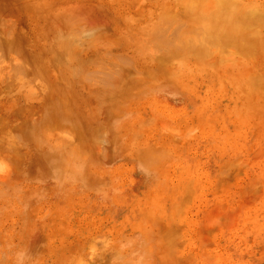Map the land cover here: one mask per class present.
I'll return each instance as SVG.
<instances>
[{
    "label": "rangeland",
    "instance_id": "1",
    "mask_svg": "<svg viewBox=\"0 0 264 264\" xmlns=\"http://www.w3.org/2000/svg\"><path fill=\"white\" fill-rule=\"evenodd\" d=\"M194 1L0 0V264H264V0Z\"/></svg>",
    "mask_w": 264,
    "mask_h": 264
},
{
    "label": "bare ground",
    "instance_id": "2",
    "mask_svg": "<svg viewBox=\"0 0 264 264\" xmlns=\"http://www.w3.org/2000/svg\"><path fill=\"white\" fill-rule=\"evenodd\" d=\"M185 1H186V0H185ZM192 1H194V0H191V2H192ZM198 1H200V0H198ZM201 1H202V0H201ZM201 1H200V2H201ZM207 1H208V0H207ZM214 1H215V0H214ZM243 1H244V0H243ZM180 2H182V1H180ZM189 2H190V1H189ZM194 2H195V1H194ZM203 2H204V1H203ZM203 2H202V3H203ZM205 2H206V0H205ZM205 2H204V3H205ZM236 2H237V4H240V2L238 3L237 0L235 1V3H236ZM254 2H255V1H254ZM254 2H252V3H254ZM182 3H183V2H182ZM187 4H189V3H187ZM196 4H197V6H198V3H196ZM196 4H195V6H196ZM199 4H200V3H199ZM206 4H207V3H206ZM206 4H205V7L208 6V5H210V2H209L207 5H206ZM230 4H231V3H230ZM255 4H256V3H254V5H255ZM176 5H177V4H176ZM189 5H190V4H189ZM191 5H192V3H191ZM193 5H194V4H193ZM193 5H192V6H193ZM202 5H203V4H202ZM233 5H234V4H233ZM233 5L231 4V8H230V7H227V9L230 8V9L233 10V8H232ZM260 5H261V4H260ZM180 6H181V5H179V7H180ZM183 6H184V4H183ZM192 6H190V7H192ZM203 6H204V5H203ZM213 6H214V5L211 4V8H212ZM217 6H218V5H217ZM175 7H176V9L179 8L178 5L175 6ZM177 7H178V8H177ZM222 7H223V6H222ZM258 7H259V4H258ZM185 8H186V7H185ZM192 8H193V7H192ZM192 8H191V11H190L189 14H191V12L193 11ZM196 8H197V7H196ZM208 8H210V7H207L206 9H208ZM214 8H215V10H216V7H213V9H214ZM217 8H218V7H217ZM225 8H226V5H225ZM234 8H235V6H234ZM249 8H250V7H249ZM249 8L247 7L248 10H249ZM181 9H182V8H181ZM181 9L179 8L178 10L181 11ZM187 9H188V7H187L186 9H184V10H187ZM193 9H194V8H193ZM200 9H201V8H200ZM206 9L203 8L204 13L206 12V11H205ZM213 9H212V10H211V9H210V10L208 9V11L216 12V11L213 10ZM223 9H224V7H223ZM173 10H175L174 7H173ZM198 10H199V9H198ZM220 10H222V8H221V9L219 8V10H218L217 12H219ZM248 10H246V14H247V11H248ZM165 11H166V10H165ZM165 11H162V12L165 13ZM188 11H189V9L187 10V12H188ZM208 11L206 12L207 16H203V15H201V14H200V15H201V17H208V16L211 17V21H210V22L206 20V21L210 24V23L212 22L213 19H216V18H215V17H216V15H215L216 13L213 14L212 16H210L209 14H211V13H213V12H209V13H208ZM230 11H231V10H230ZM171 12H173V11H171ZM171 12H170V13H171ZM175 12H176V10H175ZM175 12H174V13H171V14H175ZM183 12H185V11L182 10L181 13H183ZM231 12H233V11H231ZM231 12H230V13H231ZM234 12H235V11H234ZM160 13H161V12H160ZM160 13H159V14H160ZM166 13H168V12H166ZM178 13H179V15H180V12H178ZM178 13H176V15H177ZM196 13H201V12L197 11ZM204 13H203V14H204ZM249 13H250V11H249ZM258 13H259V12H258ZM159 14L157 13L158 16H159ZM171 14H170V15H171ZM256 14H257V12H256ZM47 15H49V14H47ZM150 15H151V14H150ZM150 15H149V16H150ZM161 15H162V13H161ZM161 15H160V16H161ZM179 15H178L177 17H179ZM197 15H199V14H196V15L193 14L192 16L195 17V16H197ZM200 15H199V17H200ZM214 15H215V16H214ZM217 15H218V14H217ZM147 16H148V15H147ZM168 16H169V14H168ZM174 16H175V15H174ZM182 16H183V15H182ZM182 16H181V18H183ZM186 16H187V15H186ZM192 16H191V17H192ZM213 16H214V18L212 19ZM221 16H223V14H222ZM226 16H227V15H226ZM231 16H232V15H231ZM50 17H51V16H50ZM191 17H190V18H191ZM201 17L199 18V20H201ZM228 17H230V16H229V12H228ZM262 17H263V16H262ZM52 18H54V16H53ZM156 18H157V17H156ZM158 18H161V17H158ZM171 18H172V17H171ZM187 18H189V17H187ZM190 18H189V20L194 21V19H190ZM219 18H220V17H219ZM223 18H225V15H224V17H222V19H223ZM47 19H49L48 16H47ZM54 19H55V18H54ZM54 19H53V21L55 22V20H57V18H56L55 20H54ZM179 19H180V18H178V21H179ZM205 19H206V18H205ZM222 19L220 18V21H221ZM155 20H156V19H155ZM157 20H158V19H157ZM157 20H156V21H157ZM181 20H182V19H181ZM183 20H184V21L186 20L187 25H186V27H185L184 24H183V25L181 24V25L183 26V27H180L181 29H182V28H186V29H188V28H189V29H190V28H193V27H190V26H191L192 24L196 25L195 23H198V20H197V22H196V20H195V23H192L191 21H187L188 19H186V18H183ZM208 20H209V18H208ZM223 20H224V19H223ZM223 20H222V21H223ZM156 21H155V22H156ZM165 21L168 22L169 20L166 19ZM174 21H175V20H174ZM176 21H177V20H176ZM203 21H204V18H203V20H201L202 23H200V21H199V23L201 24V26H205V27L207 26L206 28L208 29V26L210 27L211 24L209 25L208 23H205V24H208V25H205ZM238 21H241V19H238ZM179 22H180V21H179ZM188 22H189L191 25L189 24V26H188ZM217 22H218V21H217ZM217 22H216V23H217ZM224 22H225V21H224ZM232 22H233V21H232ZM49 23H50V22H49ZM51 23H53V22L51 21ZM157 23H158V26H159L160 22H157ZM171 23L173 24V22H170V24H171ZM199 23H198V24H199ZM216 23H214V24H216ZM234 23H235V22H234ZM234 23H232V26H233V27H234V25H233ZM238 23H239V22H236L235 24H237V26H240V25H238ZM257 23H258V22H257ZM154 24H155V23H154ZM198 24H197V25H198ZM200 24H199V26H200ZM219 24L221 25L219 28H220L222 31L225 29V27L227 28V24H225V23L223 24V23H221V22H220ZM219 24H218V25H219ZM240 24H241V23H240ZM242 24H243V23H242ZM160 25H161V24H160ZM194 25H192V26H194ZM216 25H217V24H216ZM223 25H224V26H223ZM225 25H226V26H225ZM244 25H245V24L241 25L242 28H241V26H240L239 28H240V29H244L243 27L247 26L248 24L245 25V26H244ZM158 26H156V28H157ZM187 26H188V27H187ZM237 26H236V27H237ZM250 26H251V25H250ZM250 26H248L249 29L252 28L253 26H256V25L253 24L251 27H250ZM259 26H260V25H259ZM66 27H67V26H66ZM162 27H163V26H162ZM196 27H197V26H196ZM196 27L194 26V28H196ZM205 27H204V29H205ZM213 27H214V26H213ZM215 27H216V26H215ZM262 27H263V26H262ZM62 28H64V27H62ZM163 28H165V27H163ZM167 28H168V26H167ZM176 28H177V27H176ZM197 28H199V27H197ZM197 28H196L195 30H197ZM210 28H211V27H210ZM210 28L208 29V31H207V29H206V32L203 31V30H204L203 28H201V29H203V30H202L203 32H201V34H202V35L204 34V35H205L204 37L209 36V38H208V37H207V38L210 39L209 41L211 42V40L214 39V35H216V34L210 32V31H212V29H215V28H212V29H210ZM229 28H230V32L227 33V36L229 35V33H230V34L232 33V35L234 34V36H236V35H235L236 31L240 30V29L237 30V28H236L235 31H234V33H233V32H231V31H233V29H231V27H229ZM234 28H235V27H234ZM245 28H246V27H245ZM257 28H259V27L257 26L255 29L253 28V30H254V31L257 30V31L259 32V30H258ZM158 29H159V28H158ZM160 29H161V28H160ZM160 29H159V30H160ZM168 29H169V28H168ZM170 29H171V28H170ZM189 29H188V30H189ZM220 29H219V31H221ZM227 29H228V28H227ZM246 29H247V28H246ZM249 29H248V30H249ZM64 30L66 31V29H64ZM68 30H69V27H68ZM159 30H158V31H159ZM179 30H180V29H179ZM188 30H186V31H188ZM248 30H246V31H248ZM253 30L251 29L252 32H254ZM0 31H2V30H0ZM57 31H58V30H57ZM70 31H71V29H70ZM155 31H156V30H155ZM162 31H164V30H162ZM190 31H192V29L189 30L188 33H189ZM199 31H200V29H199ZM199 31H197L196 33H198ZM213 31H214V30H213ZM213 31H212V32H213ZM222 31H221V32H222ZM224 31H225V30H224ZM226 31H227V30H226ZM243 31H244V30H243ZM243 31H242V32H243ZM246 31H244V32H246ZM260 31H261V30H260ZM63 32H64V31H63ZM164 32H165V31H164ZM169 32H170V31H169ZM171 32H172V31H171ZM171 32H170V33H171ZM183 32H184V31H183ZM209 32L211 33V35L213 34V36H211ZM215 32H216V31H215ZM221 32H219V33H221ZM1 33H2V32H1ZM54 33H55V32H54ZM64 33H65V32H64ZM157 33H158V32H157ZM157 33H155V34H157ZM160 33H162V32H160ZM185 33H187V32H185ZM190 33H191V32H190ZM196 33H191V34L194 36ZM205 33H206V34L209 33V35L207 34V36H206ZM222 33H223V32H222ZM225 33H226V32H225ZM225 33H224V34H225ZM237 33H238V32H237ZM237 33H236V34H237ZM249 33H250V35H252V36L254 37L255 33H257V32H255L254 34H251V32H250V30H249V32H248V33H244V35H245V34H246V35H247V34L249 35ZM62 34H63V33H62ZM158 34H159V33H158ZM166 34H167V35H166L165 37L168 36V38H170V37H169L170 34H169V33H166ZM263 34H264V33H262V35H263ZM0 35L2 36V34H0ZM4 35H5V37L7 38L8 35H6L5 33H4ZM4 35H3V36H4ZM54 35H56V34H54ZM60 35H61V34H60ZM164 35H165V34H164ZM179 35H180L179 37L182 38V34H179ZM183 35H184V33H183ZM186 35H187V36H190V37L188 38ZM199 35H200V33H199ZM218 35H222V34H218ZM232 35H230V38H229L230 40H229V41H231V39H232L231 36H232ZM238 35H239V34H238ZM246 35H245V36H246ZM250 35H249V37H247V36H246V37H247V38L252 37V36H250ZM256 35H257V34H256ZM256 35H255L254 39H255V38H258V40H256V41H258V42L255 43V44L253 43V46H255V48H256V46H257L258 44H260V46H262V43H264V42L259 43V42H260V40H259V39H260V33H259V35H258L259 37L256 36ZM63 36H65V35L63 34ZM153 36H155V35H152V37H153ZM156 36H158V35H156ZM170 36H171V35H170ZM184 36H186V38H187L188 40H189V39L191 40V41H189V43L187 42V46L189 47V49H191L190 47H192V45H194L193 43H194L195 41L198 40V38H196L197 35H196L195 37H193L194 40H192L193 38L191 37L190 34H189V35H188V34H185ZM184 36H183V38H185ZM241 36H242V37H245V36H243V35H241ZM241 36H239V37L236 36V39H237L239 42H241V40H242V37H241ZM165 37H164V38H165ZM172 37H173V34H172ZM198 37H199V36H198ZM201 37H202V36H200L199 38H201ZM211 37H213V38H211ZM221 37H223V35H222ZM221 37H220V38H221ZM225 37H226V35H225ZM228 37H229V36H228ZM237 37H238V38H237ZM240 37H241V38H240ZM261 37H262V36H261ZM6 38H3L5 42L2 41V40H0V42L2 41V44H5L7 41L11 42L12 40H14V38L12 39L11 36H10L11 41H10L8 38H7V39H6ZM52 38H53V35H52ZM154 38L156 39V37H153V39H154ZM158 38H160V35H159ZM161 38H163V34H162ZM164 38H163L161 41H163ZM168 38H165V39H166V40H165L166 42H167V39H168ZM176 38H177V37H176ZM183 38H182V39L179 38V39L183 42V41L186 40V39L184 40ZM191 38H192V39H191ZM195 38H196V40H195ZM207 38H206V40H207ZM220 38H217V39H220ZM247 38H246V40H247ZM5 39H6V40H5ZM17 39H18V38H17ZM55 39H56V38H55ZM55 39H54V41H55ZM155 39H154V40H155ZM179 39H178V40H179ZM204 39H205V38H204ZM217 39H216V40H217ZM240 39H241V40H240ZM254 39H253V40H254ZM158 40L160 41V39H158ZM158 40H157V41H158ZM168 40H169V39H168ZM171 40H172V39H171ZM171 40H169V41L171 42ZM180 40H179V41H180ZM201 40H202V39H201ZM201 40H198V41L200 42V44H202V43H201ZM214 40H215V39H214ZM216 40H215V41H216ZM250 40H251V38H250ZM50 41H52V40H50ZM67 41H69V40H67ZM155 41H156V40H155ZM192 41H193L192 45H191V46L188 45V44H190ZM198 41H197V42H198ZM209 41H207V42H204V41H203L204 43H207V45H205V46H208V45L210 44ZM9 42H7L6 46L4 45V47H2L3 49H5L6 52H8L9 50H11V49L7 50L8 47H9V45H8ZM59 42H60V41H59ZM79 42H80V41H79ZM170 42H169V43H170ZM239 42H238V44H241V43H239ZM246 42H247V41H246ZM248 42H249V44H252V42H251V43H250V41H248ZM254 42H255V40H254ZM51 43H54V42L52 41ZM76 43H78V42H76ZM154 43H155L156 46H158L157 44H159V42H158L157 44H156V42H154ZM169 43H168V45H169ZM173 43H174V42H173ZM173 43H172V44H173ZM176 43H177V40H175V44H176ZM183 43H185V42H183ZM195 43H196V42H195ZM208 43H209V44H208ZM212 43H213L212 45L214 46L217 42L214 43V42L212 41ZM12 44H13V43H12ZM12 44H11V45H12ZM165 44H166V43L164 42V45H165ZM179 44H180V43H179ZM179 44H178V43L176 44V45H178V46H176V47H177L176 51L179 49V46H180V48L182 49L183 47H181V46H185V45H186V43H185V45H184V44H183V45H182V44L179 45ZM222 44H223V43H222ZM226 44H229V43L227 42ZM226 44H225V45H226ZM233 44H234V43H233ZM238 44H237V45H238ZM7 45H8V47H7ZM63 45H64V43H63ZM65 45H66V44H65ZM65 45H64V48H65ZM80 45H81V44H80ZM159 45H162V44H159ZM164 45H163V48H164V47L166 48V46H164ZM166 45H167V44H166ZM212 45H211V46H212ZM217 45H218V46H217V48H218V47H219V43H217ZM225 45H224L223 47H225ZM244 45H245V44H244ZM0 46H2V45L0 44ZM18 46H19V45H18ZM50 46H51V45H50ZM56 46H57V45H56ZM81 46H82V45H81ZM173 46H174V45H172V47H173ZM198 46H199V45L196 44V47H198ZM201 46H202V45H201ZM201 46H199V47H200V50H202V48L204 47V46H203V47L201 48ZM211 46H208V47H210V49H211V48H213V46H212V47H211ZM221 46H222V45L220 44V49L223 48V47H221ZM238 46H239V45H238ZM245 46H247V45H245ZM245 46H243V47L245 48ZM263 46H264V44H263ZM14 47H15V46H14ZM66 47H67V46H66ZM70 47H71V46H70ZM75 47H76V46H75ZM174 47H175V46H174ZM176 47H175V48H176ZM208 47H207V48H208ZM239 47H240V46H239ZM248 47H251V46H248ZM248 47H247V48H248ZM9 48H10V47H9ZM11 48H13V47L11 46ZM54 48H55V47H54ZM60 48H61V47H60ZM78 48H79V47H78ZM78 48H77V49H78ZM159 48H160V47H159ZM163 48H162V49H163ZM169 48H171V47H169ZM169 48H168V49H169ZM175 48H174V49H175ZM194 48H195V47H194ZM204 48H205V50H204V49H203V50H204L205 52H206L207 50L209 51V48H208V49H206V47H204ZM215 48H216V45H215V47H214L213 49H215ZM241 48H242V46H241ZM241 48H239V49H241ZM247 48H245L247 51L251 50V49H249V48L247 49ZM257 48H259V47H257ZM257 48H256V50H257ZM260 48H261V47H260ZM69 49H70V48H69ZM192 49H193V47H192ZM192 49H191V50H192ZM242 49H243V48H242ZM253 49H254V48H252V52H253ZM13 50H14V48H13ZM13 50H11V51H13ZM16 50H17V48H16ZM18 50H20V48H19ZM67 50H68V49H67ZM158 50L160 51L161 48L158 49ZM171 50H172V49H171ZM179 50H180V49H179ZM183 50H184V48L182 49V51H183ZM200 50H198V51H200ZM256 50H255V52H256ZM14 51H15V50H14ZM52 51H53V50H52ZM54 51H55V50H54ZM78 51H79V49H78ZM162 51H164V50H162ZM182 51H180V52H181L180 54H185V51H187L186 46H185L184 53H182ZM204 51H202V53H204ZM208 51H207V52H208ZM17 52H18V51H17ZM19 52H21V51H19ZM68 52H69V51H68ZM167 52H168V51H167ZM172 52H173V51H172ZM177 52H178V51H177ZM177 52H176V53H177ZM194 52H196V51H194ZM194 52H193V53H194ZM200 52H201V51H200ZM200 52H198V53H200ZM245 52H246V51H245ZM252 52H251V53L248 52L247 55H249V56L252 55ZM255 52H254V53H255ZM64 53H66L65 50H64ZM71 53H73V51H72ZM163 53H164V52H163ZM176 53H174V54L176 55ZM191 53H192V51H191ZM20 54H21V53H20ZM36 54H37V52H36ZM60 54H61V53H60ZM73 54H74V53H73ZM73 54L69 55V53H68V55L66 54L67 56H66L65 54H64V55H65V57H68V56H69V58H71L70 56H72ZM168 54H169V53H168ZM174 54H173V55H174ZM194 54H197V53H194ZM22 55H24V54H22ZM30 55H31V54H30ZM30 55H29V58H30ZM42 55H43V54H42ZM64 55H63V57H64ZM163 55H164V54H163ZM163 55H162V56H163ZM169 55H172V54H169ZM191 55H192V54H191ZM199 55H200V54H199ZM199 55H198V56H199ZM205 55H206V54H205ZM253 55H254V54H253ZM33 56H34V55H33ZM33 56H32V57H33ZM35 56H36V55H35ZM35 56H34V57H35ZM48 56H49V55H48ZM165 56L167 57L166 60H167L168 62H171L172 59L170 58L171 60L169 61V57H168V55L165 54L164 57H165ZM176 56H177V55H176ZM179 56L181 57L182 55H179ZM200 56H203V54L200 55ZM36 57H38V56H36ZM171 57H172V56H171ZM182 57L185 58V57H186V54H185L184 56H182ZM195 57H196V56H195ZM251 57H253V56H251ZM25 58H26V57H23V59H25ZM39 58H40V56H39ZM44 58H45V57H44ZM173 58H174V56H173ZM26 59H27V58H26ZM26 59H25V63H26V61H28V60H26ZM30 59H31V58H30ZM33 59H34V58H33ZM45 59H46V58H45ZM45 59H44V60H45ZM59 59H60V58H59ZM182 59H183V58H182ZM200 59H202V57H200L199 60H200ZM31 60H32V59H31ZM35 60H36V59H35ZM39 60H40V59H39ZM39 60H38V61H39ZM161 60H162V59H161ZM166 60H165V63L167 62ZM175 60H176V58H175ZM175 60L173 59V61H175ZM197 60H198V57H197ZM23 61H24V60H23ZM23 61H22L20 64H18L17 67L20 66V65H22ZM58 61H59V60H58ZM70 61H72V60L70 59ZM82 61H83V60H82ZM180 61H182V60H180ZM45 62H46V61H45ZM48 62H49V61H48ZM63 62H64V61H63ZM72 62H73V61H72ZM85 62H86V61H85ZM85 62L83 61V63H85ZM163 62H164V61H163ZM198 62H199V61H198ZM200 62H201V61H200ZM200 62H199V64H200ZM27 63H28V62H27ZM27 63H26V66H27ZM30 63H31V62H30ZM30 63H29V65L32 64V66L35 67V65H33V63L36 64L35 61H33L31 64H30ZM69 63H70V62H69ZM78 63H80V61L77 62L76 65H77ZM158 63H160V62H158ZM201 63H202V62H201ZM23 64H24V63H23ZM39 64H40V63H39ZM39 64H38V62H37V65H39ZM43 64L45 65L44 61H43ZM58 64H59V63H58ZM70 64H71V63H70ZM70 64H69V65H70ZM29 65H28V66H29ZM44 65L42 66V62H41V66L44 67ZM48 65H49V63H48ZM59 65H60V64H59ZM66 65L68 66V64H66ZM80 65H82V64H80ZM84 65H85V64H84ZM22 66H24V65H22ZM46 66H47V65H46ZM46 66H45V67H46ZM77 66H78V65H77ZM77 66H76V67H77ZM39 67H40V66H39ZM71 67H72V66H71ZM71 67H70V70H71ZM84 67H85V66H84ZM164 67H165V66H164ZM166 67H167V66H166ZM27 68H28V67H27ZM32 68H33V67H32ZM77 68H78V67H77ZM20 69H22V68L18 67L16 70H19V71H20ZM29 69H31V68L29 67ZM34 69H35V68L31 69L32 72H33V75H34V71H33ZM36 69H37V68H36ZM36 69H35V70H36ZM41 69H42V68L37 69V71H35L36 74L39 72V73L37 74V76L40 75V72H41L40 70H41ZM43 69H45V68H43ZM165 69H166V68H164V70H165ZM167 69H169V68L167 67ZM46 70H47V68H46L44 71H42V73H43V72H46ZM57 70H58V69H57ZM75 70H76V69H75ZM80 70H81V69H80ZM84 70H85V69H84ZM124 70H125V69H124ZM47 71H48V70H47ZM81 71H82V70H81ZM61 72H63V71H61ZM75 72H76V71H75ZM75 72L73 71V74H74ZM79 72H80V71H79ZM30 73H31V71H30ZM55 73H56V72H55ZM57 73H59V71H57ZM69 73H70V72H69ZM71 73H72V72H71ZM31 74H32V73H31ZM36 74H35V75H36ZM47 74H48V73H45L44 75H47ZM76 74H77V73H76ZM76 74H75V75H76ZM86 74H87V73H86ZM126 74H127V72H126ZM58 75H59V74H58ZM71 75H72V74H70L69 76H71ZM119 75H122V73H120ZM59 76H63V74H62V75L60 74ZM39 77H41V76H39ZM46 77H48V76H46ZM57 77H58V76H57ZM63 77L65 78V77H67V76L64 75ZM63 77H62V80L64 79ZM87 77H88V76H87ZM123 77H124V75L122 76V78H123ZM127 77H129L128 74H127ZM127 77H124V80H125V78H127ZM41 78H43V77H41ZM118 78H119V77H118ZM13 79H14V78H13ZM43 79H45V81H46V78H43ZM60 79H61V78H60ZM66 79H68V77H67ZM70 79L72 80L71 77H70ZM115 79H117V77H116ZM254 79H255V78H254ZM51 80H52V79H51ZM54 80H55V79H54ZM71 80H70V82H69V80H65V81H68L69 84H70V83H73V84H74L75 81H76V79L72 80L73 82H72ZM119 80H121V78L118 79V81H119ZM127 80H128V79H127ZM127 80H125V81L127 82ZM130 80H131V78H130ZM14 81H15V80H14ZM47 81H48V79H47ZM47 81H46V82H47ZM56 81H57V80H56ZM102 81H104V80H101V82H102ZM125 81L121 80V82H125ZM255 81H256V80H255ZM255 81H253V82H255ZM49 82H50V81H48V83H49ZM52 82H53V80H52ZM107 82H108V80H107ZM48 83H47V84H48ZM103 83H104V82H103ZM105 83H106V82H105ZM114 83H115V82H114ZM131 83H132V82H131ZM131 83H129V80H128V84H131ZM54 84L57 85V88H58V87H59V88L61 87V85L58 86L59 83H55V82H54ZM54 84H52V85H54ZM111 84H112V83H111ZM111 84L109 85V88H111V87H110ZM123 84H124V83H123ZM52 85L49 84L48 86H52ZM126 85H127V84H126ZM126 85H125V86H126ZM132 86H133V85H132ZM52 87H53V86H52ZM52 87H49V88L47 87V88L50 90V88H52ZM55 87H56V86H55ZM55 87H54V88H55ZM62 87H63V86H62ZM62 87H61V89L58 88L59 91L62 90ZM66 87H67V86H66ZM107 87H108V84H107ZM122 87H123V86H122ZM130 87H131V86L129 85V89H130ZM112 88H113V86H112ZM114 88H115V87H114ZM127 88H128V85H127ZM67 89H68V87H67ZM125 89H126V88H125ZM125 89H124V90H125ZM52 90H53V89H51V92H52ZM63 90H64V89H63ZM99 90L101 91V89H99ZM105 90H106V89H105ZM105 90H104V91H105ZM114 90H116V89H114ZM121 90H122V88H121ZM121 90H118V91L121 92ZM54 91H55V90H54ZM67 91H68V90H67ZM100 91H99V93H101V95L104 94V91H103V93L100 92ZM126 91H127V90H126ZM55 92H56V91H55ZM112 92H113V93H112ZM112 92L110 93L111 95H113L114 92H117V91H112ZM106 93H109V91H106ZM125 93H126V92H125ZM52 94H54V92H53ZM62 94H64V93H62ZM67 95L69 96V94H67ZM105 95H106V94H105ZM123 95H124V94H123ZM64 96H65V94H64ZM107 97L110 99L111 96L109 97V95H107ZM115 97H117V96H115ZM66 98H67V97H66ZM66 98H65V99H66ZM103 98H105V99L107 100L106 96L104 97V95H103V97L101 98V100H102ZM112 98H114V97L112 96ZM119 98H120V97H119ZM119 98H118V99H119ZM109 99H108V100H109ZM111 100H112V99H111ZM65 101H66V100H65ZM113 101H114V100H113ZM68 102H70L69 99H68ZM102 102H105V101L102 100ZM107 103H108V102H107ZM68 105H69V104H68ZM66 106H67V105H66ZM70 106H71V105H70ZM64 110H66V109H64ZM45 127H46V126H45ZM51 127H53V126H51ZM55 127H56V126H55ZM46 129H47V127H46ZM46 129H45V130H46ZM50 129H51V128H50ZM61 129H62V128H61ZM14 132L16 133L15 130H14ZM17 132H18V131H17ZM44 132H45V131H44ZM73 133H74V132H73ZM17 134L19 135V133H17ZM43 135H45V133H44ZM48 135H49V134H48ZM74 137H75V135H74ZM81 137H82V136H81ZM5 140H8V138H7V139L5 138ZM72 140H73V138H72ZM94 140H95V139H94ZM89 141H90V139H89ZM65 142H66V141H65ZM69 142H70V141H69ZM78 143H79V142H78ZM89 143H90V142H89ZM89 143H88V145H89ZM71 144H72V143H71ZM73 145H74V144H73ZM73 145H71V147H72ZM74 148H75V145H74ZM76 148H78V147H76ZM38 154H39V153H38ZM82 154H83V153H82ZM81 156H82V155H81ZM65 157H66V156H65Z\"/></svg>",
    "mask_w": 264,
    "mask_h": 264
}]
</instances>
